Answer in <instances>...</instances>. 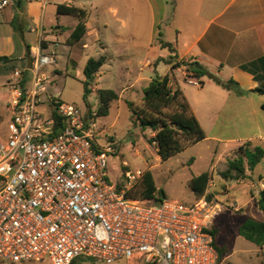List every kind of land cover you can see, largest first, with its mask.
<instances>
[{"label":"built area","instance_id":"2783aa9c","mask_svg":"<svg viewBox=\"0 0 264 264\" xmlns=\"http://www.w3.org/2000/svg\"><path fill=\"white\" fill-rule=\"evenodd\" d=\"M39 43L31 67L11 76L8 132L0 130V262L222 264L212 234L221 206L129 198L141 171L111 183L115 147L96 142V113L44 98L42 70L55 56Z\"/></svg>","mask_w":264,"mask_h":264},{"label":"rangeland","instance_id":"374dc122","mask_svg":"<svg viewBox=\"0 0 264 264\" xmlns=\"http://www.w3.org/2000/svg\"><path fill=\"white\" fill-rule=\"evenodd\" d=\"M64 1L66 0H51L46 11L47 28L56 24L55 2ZM75 3L79 7H85L91 14L88 25L89 34L86 40L90 44L86 50L81 52L80 46L75 47V50L73 46L72 52L67 47L59 50V45L68 44L67 35L57 40L54 39L51 43L44 41L41 37L38 39L43 51L55 56V63L42 70V73L47 76V87L43 96L48 104L50 105L53 97L56 96L63 102L73 104L83 111L96 113V142L102 148L115 147V153L108 155L107 172L111 183H124L127 171H141L142 174L151 171L158 192L164 193L162 199L187 205L206 199L211 205L219 204L222 209L213 221V229L217 230V244L220 247L226 246L228 249V253L222 257V264H264V249L247 241L238 232L239 226L247 218L264 221V214L257 204L259 191L264 189L263 163L259 164L254 172L247 171L246 178L227 181L222 178L221 173L227 169L228 161L237 157L238 154L224 156L217 163L213 161L214 144L208 140L187 148L167 161H162L157 145L149 142L154 133L149 129L142 130L134 127L131 123V112L127 102L141 105L142 93L139 89L130 91V94L127 93L122 101L113 102L108 116L99 117L97 115L99 105L97 90L110 88L118 90L120 88L119 69L122 63L114 57L120 54L132 55V69L142 67L148 71L144 68V63L147 58H151L150 41L154 38L158 42L160 33L162 39L173 37V28L167 27L165 23L161 26L152 24V0H75ZM61 18L63 24L76 23L74 17L63 16ZM58 30V27L48 29L45 35L57 34ZM42 32H44L43 28ZM94 37L100 38L101 41H94ZM102 41L106 44L105 50L101 49ZM30 43L35 44L33 41ZM100 56H107L109 60L105 62L94 81L88 86L91 94L86 103L83 85L86 81L84 68L90 58L97 59ZM110 56H113L115 60ZM139 62H142V65H139ZM25 64V60L16 64L9 63L8 67L15 65L12 71L5 70L0 64V130L4 135L8 132L10 117L8 103L12 90L11 76L15 70L24 71ZM151 73L153 78L157 74L154 71ZM41 109L45 111L47 105L41 106ZM201 124L211 136L213 134L212 123L202 119ZM208 170L212 175L209 187L206 194L198 198L189 188V182L194 175L197 176ZM78 263L106 264L87 259H79ZM17 264L51 263L48 260H42ZM113 264H136V262L122 259Z\"/></svg>","mask_w":264,"mask_h":264},{"label":"crops","instance_id":"0c3cea01","mask_svg":"<svg viewBox=\"0 0 264 264\" xmlns=\"http://www.w3.org/2000/svg\"><path fill=\"white\" fill-rule=\"evenodd\" d=\"M7 1L8 4L0 9V57L23 60L27 48L35 47L39 37L51 43L67 35V40L78 23L76 20L75 24H63V16H59L56 9V24L47 28L46 11L51 0ZM17 1L22 3V8H17ZM59 4L79 7L75 0L55 2L56 7ZM152 6V24L161 26L165 23L167 27L173 28L174 36L163 40L174 47L177 63L196 61L222 82L233 80L237 85L227 90L207 77L197 80L187 66L174 69L172 73V65L159 63L154 67L159 57H168L170 52L152 38L151 58H147L144 63L148 71L142 67L133 70L132 55L120 54L114 57L122 63L119 69L120 88H110L118 94V102L125 99L130 91L138 89L143 96V89L153 79L151 71L161 77L169 75L172 87L183 92L199 122L205 119L212 123L211 136L201 125L206 133L204 141L214 144L213 161L218 163L224 156L239 154L240 148L247 144L251 148L264 149V94L254 92L257 88L264 90V0H176L174 12L170 0H152ZM15 17H18L17 27L21 29L20 33L23 32L22 36L12 26ZM57 27V34L45 35L48 29ZM88 34L89 28L74 50L77 46H80L81 52L88 48ZM93 39L101 41L97 37ZM102 42L101 49L105 50L106 44ZM63 47L73 51V47L68 44L59 45L58 48L63 50ZM105 57L107 62L109 59ZM110 58L115 60L113 56Z\"/></svg>","mask_w":264,"mask_h":264},{"label":"trees","instance_id":"16d2710c","mask_svg":"<svg viewBox=\"0 0 264 264\" xmlns=\"http://www.w3.org/2000/svg\"><path fill=\"white\" fill-rule=\"evenodd\" d=\"M1 1V0H0ZM17 8H22V3L17 1ZM173 12L176 5V0H170ZM59 16L74 17L78 23L67 39L69 46L77 45L87 33V23L89 11L76 6H67L59 4L56 7ZM18 17L13 20L12 26L15 31L19 32ZM23 32H19L22 36ZM162 48H167L170 52L168 57H159L155 63L156 67L159 63L172 65L171 73L174 69L181 66H187L193 72L194 78L200 80L207 77L220 87L231 90L234 85H237L233 80L226 83L222 82L216 75L202 64L194 61L176 62L177 56L175 49L171 43L165 42L162 39V34H159L157 39ZM30 47L27 48L25 68L28 65V59L31 56ZM23 60L13 59L11 57H0V64L5 70L12 71L15 65L8 67L9 63H18ZM106 62L105 56H100L97 59L90 58L84 68V76L86 81L84 85V101L87 103V98L91 94L88 86L94 81L95 76ZM8 67V68H7ZM28 75V71L24 72ZM202 84V83H201ZM254 92L264 94V90L257 88ZM99 102L97 115L106 117L110 113L113 102L119 100L118 94L111 89H99L96 92ZM131 112V123L134 127H139L142 130H151L154 136L149 140L158 147V154L162 161H167L187 148L192 147L206 139V133L193 113L189 102L180 89L172 87V80L169 75L156 76L143 89L142 103L136 105L133 102H127ZM264 110V105H263ZM56 121L59 123V118L56 113L53 114ZM264 160V149L262 147L251 148L249 144L240 148V152L234 159H230L227 164V169L221 173L223 179L239 180L246 178L247 171L254 172L259 164ZM212 175L209 172H204L194 176L189 182V188L198 198L203 197L209 187ZM129 198L145 201V200H161L164 193H159L151 171H146L139 183L133 187L127 194ZM210 199V196L208 197ZM257 204L261 212L264 214V189L259 191ZM238 232L240 236L247 241L255 244L259 248H264V221H257L254 218H247L245 222L239 226ZM214 246L219 254L220 260L224 254L228 253L226 246L220 247L217 244V230L213 229ZM75 260L73 264H80ZM1 263V262H0Z\"/></svg>","mask_w":264,"mask_h":264},{"label":"water","instance_id":"95a60500","mask_svg":"<svg viewBox=\"0 0 264 264\" xmlns=\"http://www.w3.org/2000/svg\"><path fill=\"white\" fill-rule=\"evenodd\" d=\"M28 63L30 64V66L28 68L31 67V58L28 59Z\"/></svg>","mask_w":264,"mask_h":264}]
</instances>
